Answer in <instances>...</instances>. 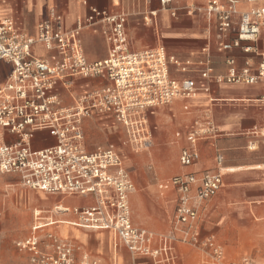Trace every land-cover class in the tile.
<instances>
[{
	"label": "built area",
	"instance_id": "obj_1",
	"mask_svg": "<svg viewBox=\"0 0 264 264\" xmlns=\"http://www.w3.org/2000/svg\"><path fill=\"white\" fill-rule=\"evenodd\" d=\"M158 2L172 16L183 10L205 17L208 43L198 68L169 55L164 46L131 50L125 13L92 7L75 28L66 29L63 14L52 11L38 25L36 36L18 31L13 20H0V63L12 66L0 88V172L18 175L23 186L33 191L93 201L84 207L34 210L28 236L15 243L26 264H103L53 229L63 213L76 217L73 226L111 232L114 248L125 247L135 260L144 257L153 264H180L177 247L182 245L196 250L201 264H255L249 258L227 260L213 237L202 236V215L223 185L219 171L187 172L162 184L161 189L176 191L178 199L171 228L155 233L133 221L130 197L136 185L117 147L87 148L85 122L94 116L113 117L120 123L126 133L124 146L135 152L150 148L148 110L192 99L198 93L195 79L176 78L171 67L180 74L197 73L217 83L264 80V0H208L183 8L174 7V0ZM243 2L249 5L247 9H241ZM156 16L157 11L150 12L151 18ZM98 25L104 26L109 54L105 60L89 62L81 33L84 27ZM38 44L48 52L46 57L34 54ZM214 50L225 55L227 75L215 74ZM235 50L252 55L246 57L241 70L236 68V58L229 55ZM78 78H103L110 83L74 96L73 103L66 105L56 90L70 89ZM261 99L264 102V96ZM195 126L185 136L187 146L179 154L183 168L200 160L198 143L202 139L219 137L208 115ZM50 140L54 143L41 146ZM223 160L217 154L218 167Z\"/></svg>",
	"mask_w": 264,
	"mask_h": 264
},
{
	"label": "crops",
	"instance_id": "obj_2",
	"mask_svg": "<svg viewBox=\"0 0 264 264\" xmlns=\"http://www.w3.org/2000/svg\"><path fill=\"white\" fill-rule=\"evenodd\" d=\"M207 1L174 0L173 6L183 8L202 5ZM92 7L128 15L127 34L130 48L133 51L164 46L169 55L183 62H190L193 68H198L201 61L205 59L203 49L208 43V24L205 17L199 13L189 14L183 10L179 11L176 16H172L170 12L160 9L158 0L150 2L145 0H0V20H13L18 31L36 36L38 25L47 19L52 11L63 14L65 28L72 29L76 27L80 18H86ZM240 7L247 9L249 5L243 2ZM151 11H157L155 18L150 17ZM103 27L98 25L84 27L82 30V44L89 62L102 61L108 57L109 44L103 35ZM261 46L263 47V44ZM33 52L38 57L48 55L44 46L40 44L34 46ZM214 55L215 74L227 75L228 66L225 62V55L216 50H214ZM229 55L236 58L238 70L243 68L246 57L252 56L240 50H235ZM11 72L10 64L0 63V88L6 83ZM171 74L179 79L184 77L195 79L198 93L192 99H179L168 106L148 110L151 133L158 129L157 121L161 119V116H167L173 126L178 129L174 142L182 145L183 148L187 146L185 136L195 130L196 122L204 115L210 116L219 132V137L202 139L198 143L200 160L189 168L182 167L179 174L187 172L199 174L209 170L219 171L222 174V188L210 201L201 218L202 236L204 238L213 237L222 247L225 258L229 261L249 258L254 262V258H258L264 263V246L250 252L255 257L252 255L242 259L234 258L236 251L233 247L237 248L235 243L239 235L241 236L234 229L237 226L264 227V102L261 99L264 96V80L254 84L217 83L214 79H203L197 73L180 74L174 67H171ZM109 83L103 78H78L75 79L70 89L61 87L56 92L64 104L70 105L73 103L74 96ZM177 133H181L182 137L178 138ZM14 140L15 138L8 139V141ZM52 143L54 140L41 146ZM87 148L93 151L90 150L88 143ZM217 154H221L224 158L221 167H218L216 163ZM3 175L16 176L22 184L18 175ZM145 175H147L145 177L147 182L141 183L139 180L137 182L139 191L133 198L134 204L139 195H150L155 207L163 205V199L159 197L158 179L151 173H145ZM132 178L137 188L133 175ZM163 191L166 195L163 192L162 196L174 201L176 208L177 192L172 189ZM28 200L43 202V207H37L35 210L45 211H50L55 206L74 208L89 206L93 203L88 197L50 195L43 192L30 195ZM57 219L60 222L53 229L60 237L74 242L89 255L101 259L103 264H132V262L133 264H153L149 258L133 259L123 246H119L116 250L113 234L109 231L89 230L71 225L76 221L72 213L59 214ZM139 226L155 232L149 226ZM183 247L190 248L182 245L177 247L180 264L185 262L189 264L185 253L181 252ZM194 251L197 254V263L201 264V256L196 250Z\"/></svg>",
	"mask_w": 264,
	"mask_h": 264
},
{
	"label": "rangeland",
	"instance_id": "obj_3",
	"mask_svg": "<svg viewBox=\"0 0 264 264\" xmlns=\"http://www.w3.org/2000/svg\"><path fill=\"white\" fill-rule=\"evenodd\" d=\"M157 122L159 126L152 133V146L139 152L123 145V141L126 139L125 130L113 117L94 116L89 118L86 120L85 129L86 141L90 150H94L99 145L115 144L122 154L125 165L129 168L137 184V190L131 197L134 222L138 225L149 226L157 233H163L170 228L175 203L162 196L163 192L165 195L166 192L161 190L160 186L181 173L179 154L182 145L174 142L178 129L173 126L167 116H161ZM145 173H151L158 179L159 197L163 199V205L155 207L150 195H139L134 204L133 198L139 191L138 180L141 183L147 182ZM36 193L23 187L18 177L0 173V264H26L25 257L18 251L15 243L28 236L34 210L44 205L43 202L28 200L30 195ZM150 223L153 225L151 226ZM234 229L241 234L235 243L237 248L233 246L236 251L234 258L242 259L252 255L255 257L250 252L264 246V227L246 225L237 226ZM181 252L185 253L189 264H198L197 254L194 250L183 247ZM254 263L264 264L258 258H254Z\"/></svg>",
	"mask_w": 264,
	"mask_h": 264
}]
</instances>
